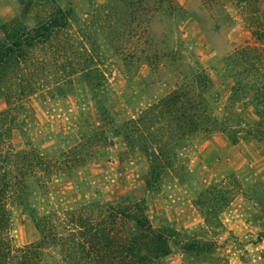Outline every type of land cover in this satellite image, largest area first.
<instances>
[{
    "label": "rangeland",
    "instance_id": "rangeland-1",
    "mask_svg": "<svg viewBox=\"0 0 264 264\" xmlns=\"http://www.w3.org/2000/svg\"><path fill=\"white\" fill-rule=\"evenodd\" d=\"M23 1L0 0V40L4 24L24 18L26 28L34 27L55 6L25 0L31 2L25 16ZM173 1L180 11L157 13L152 20L146 62L143 33L137 28L128 53L118 49L116 31L123 27L111 0H55L58 8L73 9L69 27L45 49L44 44L26 48V57L0 83V179L5 171L17 181L25 203L15 190L9 193L13 247L38 241L32 210L44 214L93 199L126 198L144 201L153 227L172 235L171 254L153 264H264V114L256 115L250 100L232 107L234 80L227 69L234 51L248 45L264 50V39L252 34L264 35V0ZM50 56L55 63L49 61L45 69ZM95 66L105 75L100 98L121 112L120 119L172 91L194 70L209 76L205 97L218 118L232 107L238 115L232 128L252 129L263 138L245 139L242 132L233 144L221 131L197 133L175 165L148 187L146 157L108 129L100 145L86 147L81 166L59 172L55 161L60 148L67 149L62 137L77 131L84 119L95 124V98L89 90L97 82L91 74ZM47 160L50 172L44 179ZM216 184L235 194L210 218L198 198Z\"/></svg>",
    "mask_w": 264,
    "mask_h": 264
},
{
    "label": "trees",
    "instance_id": "trees-1",
    "mask_svg": "<svg viewBox=\"0 0 264 264\" xmlns=\"http://www.w3.org/2000/svg\"><path fill=\"white\" fill-rule=\"evenodd\" d=\"M48 1L55 6L34 27L26 28L24 18L3 25L1 84L19 60L26 57V48L44 44L45 49L69 27L73 9L62 10L56 6L55 0ZM30 3L23 1L25 16ZM111 3L116 9L115 18L123 27L116 31L121 43L118 49L128 53L126 46L136 35L137 28L143 33L141 38L145 47L142 55L146 62L151 58L148 31L155 14L181 10L173 0H111ZM256 31L252 34L262 41L264 35ZM154 57L158 58V55L155 53ZM54 60V57H48L45 69L50 65L49 61L55 63ZM227 66L234 80L229 98L232 107L243 100H250L256 115L261 117L264 114V50L250 45L242 47L227 57ZM91 74L97 80L89 87L95 98L96 121L93 125L89 119H84L77 131H70L62 137L67 149L61 147L55 161L59 172H72L81 166L86 160V147L100 145L106 140L108 129L122 136L130 150L140 151L146 157L149 163L148 187L155 186L161 176L175 165L181 158L180 151L197 133L221 131L233 144L239 143L242 132L245 139L263 138L255 135L252 129L239 131L232 128L234 126L230 123H235L238 116L232 107L230 113L226 112L221 118L214 114L205 97L211 86V80L205 73L192 70V74L176 84L175 89L155 98L132 117L124 113L123 119H120L121 112L100 98L105 91L100 83L105 75L97 66L91 69ZM56 90L62 92L61 88ZM49 172L47 160L44 162V179ZM14 190L20 196L19 202L25 204L19 183L17 185V181L14 182L4 171L0 179V264H153L172 252V235L153 227L145 202L126 198L115 201L93 199L70 209L51 210L44 214L32 210L30 214L39 232L38 241L13 247L9 238L11 210L8 198L15 193ZM234 194L232 188L216 184L204 190L198 198V206L204 215L211 218L231 201ZM193 246L197 247L195 243Z\"/></svg>",
    "mask_w": 264,
    "mask_h": 264
}]
</instances>
